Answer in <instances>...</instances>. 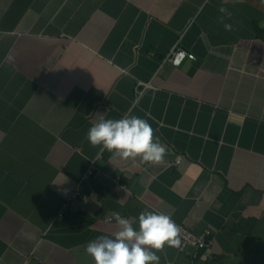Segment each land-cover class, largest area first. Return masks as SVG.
<instances>
[{"label":"crops","instance_id":"crops-1","mask_svg":"<svg viewBox=\"0 0 264 264\" xmlns=\"http://www.w3.org/2000/svg\"><path fill=\"white\" fill-rule=\"evenodd\" d=\"M126 115L160 164L90 145L93 122ZM143 210L211 233L159 264H264V0H0V264H95L108 217L138 228Z\"/></svg>","mask_w":264,"mask_h":264},{"label":"clouds","instance_id":"clouds-1","mask_svg":"<svg viewBox=\"0 0 264 264\" xmlns=\"http://www.w3.org/2000/svg\"><path fill=\"white\" fill-rule=\"evenodd\" d=\"M229 18L231 13L224 7L219 9ZM221 23L224 16H220ZM226 31H232L233 25L224 23ZM86 139L94 148L107 151L121 159L137 158L146 164H160L167 155V149L154 137V130L147 120L135 115H126L120 119L101 116L88 129ZM118 230L109 235H99L88 242L85 252L95 264H159L161 252L165 247H181V228L167 214L143 210L138 215V228L134 222L112 214Z\"/></svg>","mask_w":264,"mask_h":264},{"label":"built area","instance_id":"built-area-1","mask_svg":"<svg viewBox=\"0 0 264 264\" xmlns=\"http://www.w3.org/2000/svg\"><path fill=\"white\" fill-rule=\"evenodd\" d=\"M189 57L191 59H196V55L191 52H187L186 50H182L180 48H172L171 52L165 59V61L171 63L174 66H178L181 64L184 58ZM144 86V88L150 87L151 83L150 82H141L139 81L138 83V88H137V93H141L143 88L139 89V86ZM181 162V158L177 157L175 160V163L178 164ZM93 173V167H91L88 170L87 176ZM79 194V187L76 186L75 190L72 191L70 197L67 199V201L62 205L60 208L57 216L62 217L68 208L70 202L72 199L76 198L77 195ZM108 219H111V216L108 217ZM181 228V251H185L188 248L191 250L188 251V254L192 258H196L201 250H204L205 248L210 246V242L212 241L209 236H211V233L208 231H205L200 234H194L191 232L188 228H186L184 225H179ZM36 256L34 252H31L28 256L25 257L24 261L22 264H29V261L31 257Z\"/></svg>","mask_w":264,"mask_h":264}]
</instances>
